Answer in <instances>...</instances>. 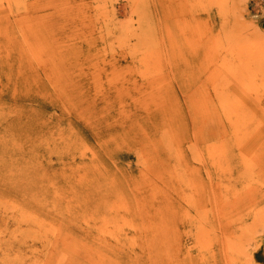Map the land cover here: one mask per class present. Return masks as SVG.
Here are the masks:
<instances>
[{
  "label": "rangeland",
  "instance_id": "374dc122",
  "mask_svg": "<svg viewBox=\"0 0 264 264\" xmlns=\"http://www.w3.org/2000/svg\"><path fill=\"white\" fill-rule=\"evenodd\" d=\"M134 1L0 0V47L13 33L30 64L0 55V264H264V70L225 79L244 42L264 47V0Z\"/></svg>",
  "mask_w": 264,
  "mask_h": 264
},
{
  "label": "bare ground",
  "instance_id": "6f19581e",
  "mask_svg": "<svg viewBox=\"0 0 264 264\" xmlns=\"http://www.w3.org/2000/svg\"><path fill=\"white\" fill-rule=\"evenodd\" d=\"M131 1H134V0H131ZM210 1V0H209ZM226 1V0H225ZM224 0H223V2H225ZM230 1V0H229ZM135 2V1H134ZM133 2V4H135ZM138 2H140V0H138ZM144 2H146V1H144ZM213 2H214V0H213ZM212 2V3H213ZM217 3L219 2V0L218 1H216ZM141 3H142V1H141ZM149 3V2H148ZM207 3H208V1H207ZM227 4V3H226ZM139 5V4H138ZM202 5V4H201ZM209 5H212L211 3L209 4ZM209 5H207V6H209ZM218 5V4H217ZM222 5V4H221ZM143 5H141V7H142ZM206 6V5H205ZM216 6V5H215ZM226 6V5H225ZM203 7V6H202ZM210 7V6H209ZM213 7H214V4H213ZM220 7V6H219ZM136 8V7H135ZM217 8V7H216ZM133 9V8H132ZM227 9H228V6H227ZM132 11V10H131ZM142 12V11H141ZM132 13H133V11H132ZM146 13V12H145ZM228 13V12H227ZM108 14V13H107ZM134 14H138L137 13V11H136V13H134ZM229 14V13H228ZM231 14V13H230ZM224 15V14H223ZM139 16V18H141L142 16H144L145 17V15H143L142 14V16L141 15H138ZM141 16V17H140ZM223 17H225V16H223ZM139 18H137V19H135V20H137L138 21V19ZM193 18V17H192ZM144 20V19H143ZM225 20V19H224ZM137 21H135V22H137ZM147 21V20H146ZM238 21V20H237ZM242 22V21H241ZM245 22V21H244ZM137 23H139V22H137ZM240 23V22H239ZM243 23V22H242ZM143 24H144V22H143ZM146 24V23H145ZM187 24V23H186ZM139 25V24H138ZM191 25V24H190ZM243 25H244V23H243ZM147 26H150V24L148 25V23L146 24V27H144V28H146V29H148L149 30V28H147ZM246 26H247V24H246ZM136 26H134V28H135ZM139 27V26H138ZM137 27V28H138ZM152 27H153V25H152ZM193 27V26H192ZM133 28V27H132ZM169 28V27H168ZM251 28V27H250ZM250 28H248L249 30H250ZM140 29H142L141 27H140ZM153 29V28H152ZM156 28H154L153 30H155ZM135 30H136V28H135ZM145 30V29H144ZM230 30V29H229ZM141 31V30H140ZM151 31V30H150ZM149 31V32H150ZM167 31H169V29L167 30ZM251 31V30H250ZM131 32H133V31H131ZM135 32V31H134ZM134 32H133V34H134ZM139 32V31H138ZM146 32V31H145ZM191 32V31H190ZM232 32V31H231ZM137 33V32H136ZM140 33H142V35H144L145 36V33L143 34V32H140ZM140 33H138V35L137 34H134V36H139V35H141ZM194 33H196L195 31H194ZM211 33V32H210ZM228 33V32H227ZM226 33V34H227ZM233 33H234V31H233ZM108 34V33H107ZM162 34V33H161ZM139 36L140 37V39H141V37H144V36ZM147 35H148V33H147ZM165 35H167V34H165ZM197 35V34H196ZM195 35V36H196ZM220 34H218V36H219ZM136 36V37H137ZM152 35H150V37H151ZM162 36V35H161ZM211 36V35H210ZM209 36V37H210ZM221 37H222V35H220ZM232 36V35H231ZM231 36H229V38L231 37ZM3 37L4 38H7V41L0 47V50H1V52H0V55H2V57H3V59H4V62L6 63L7 61H8V58L9 57H11L12 58V61H14V63L15 64H18V68H20L19 70H24V69H26V68H30V64L28 63V61L26 60V54H25V49L24 48H22V44L19 42V41H17L16 40V38H15V36L13 35V33H6V36L5 35H3ZM158 37V36H157ZM208 37V36H207ZM208 37V38H209ZM207 38V39H208ZM213 38V37H212ZM228 38V37H227ZM228 38V39H229ZM143 39V38H142ZM148 39V38H147ZM186 39V38H185ZM197 39H198V37H197ZM220 39H222V38H220ZM226 39V38H225ZM137 40H139V38L137 39ZM150 40V39H149ZM223 40H224V38H223ZM151 41V40H150ZM149 41V42H150ZM155 41V40H154ZM255 41H257V40H255ZM197 42V41H196ZM195 42V43H196ZM209 42V41H208ZM139 43H141V41L139 42ZM148 43V42H147ZM146 43V44H147ZM151 43V42H150ZM188 43V42H187ZM186 43V44H187ZM198 43H200V42H198ZM215 43V44H214ZM225 42H223V44H224ZM234 43V42H233ZM238 43V42H237ZM258 43V42H257ZM141 44H143V42L141 43ZM214 44V46H213V48H214V50H219V49H222V47H221V43H220V41H219V38H217L216 37V39H214V42L212 41L211 43H210V45H213ZM221 44V45H220ZM229 44V43H228ZM227 44V45H228ZM236 44V43H235ZM239 44V46H240V43H238ZM238 44H237V46H238ZM241 44H242V42H241ZM256 43L254 42V41H246V42H244L243 43V45H241V49H240V53L238 54V55H240V56H243L242 58H236L237 60H239L241 63H242V65H241V63H240V65H238V64H235V63H232L230 66H229V68L231 67V69H232V66L235 68V70H236V72H240V73H235V75L233 74L232 76H226L225 77V79L226 80H233L234 81V79L236 80V84H238V85H240V86H238V87H247V86H249V85H251V84H253L254 82H255V77H256V79L258 78V71L259 72H263V70H264V63L262 62V58H263V56H264V47L263 48H261V50L259 49V46H257V44L255 45ZM261 43H258V45H260ZM264 44V43H263ZM149 45V44H148ZM159 45V44H158ZM193 45V44H192ZM191 45V46H192ZM210 45H209V47H210ZM216 45V46H215ZM151 46V45H150ZM155 46H156V44H155ZM190 45H187V47H188V49L190 48L189 47ZM196 46V45H195ZM192 46V48L190 49V52L192 53V56H196V52H198V47L196 46ZM223 46V45H222ZM262 46V45H261ZM153 47H154V45H153ZM225 47H226V44H225ZM148 48H149V46H148ZM233 48V47H232ZM235 48H236V46H235ZM209 50H210V48H208ZM212 49V48H211ZM225 51H226V49L225 48H223ZM238 49V48H237ZM236 49V50H237ZM150 50V49H149ZM158 50V49H157ZM231 49H229V51H230ZM235 50V49H234ZM187 51V50H186ZM215 52V51H214ZM236 52V51H235ZM206 53V52H205ZM216 53V52H215ZM221 53V52H220ZM145 54H150V53H145ZM207 54V53H206ZM205 54V55H206ZM255 54H256V56H255ZM180 55V54H179ZM258 55V56H257ZM145 56V55H144ZM146 56H148V55H146ZM145 56V57H146ZM210 58H211V52L209 53V55H208ZM174 58V57H173ZM223 59V58H222ZM227 59V60H226ZM261 59V60H260ZM209 61L208 62H206V63H203V66L202 67H204L205 68V70H206V73L207 74H211L209 77L210 78H213L214 77V75H217L216 74V70H215V67L213 68V66H214V64H213V66H212V69L211 70H209L210 69V67H211V65L209 64V62H210V59H208ZM228 60H230V58H225V59H223V61H222V63H225V65H226V62H228ZM2 61V60H1ZM212 61V60H211ZM261 61V62H260ZM143 63V62H142ZM211 63V62H210ZM254 63H256V65L258 64V66L260 67L261 66V68H258L257 69V71L256 70H254L253 69V64ZM6 66H7V64H6ZM257 67V66H256ZM225 68V67H224ZM241 69V70H240ZM227 71H228V69H226ZM240 70V71H239ZM253 70V73H251V71ZM17 71H18V69H17ZM247 74H250L249 76L250 77H248L247 76ZM262 75V74H261ZM262 76H264V75H262ZM218 77V76H217ZM209 78V79H210ZM216 78V77H215ZM219 78V77H218ZM208 79V78H207ZM259 79V78H258ZM212 80V82L213 81H215L216 79H211ZM209 81V80H208ZM216 81H218V80H216ZM251 81H253V82H251ZM149 82V81H148ZM264 83V82H263ZM151 84V83H150ZM261 84V83H260ZM147 85V84H146ZM205 85H207V84H205ZM211 85V84H210ZM262 85V84H261ZM260 85V86H261ZM264 85V84H263ZM215 86V85H214ZM225 86V85H224ZM228 86V85H227ZM237 86V85H236ZM204 87V86H203ZM208 88H209V86H207ZM207 87L205 86V88L207 89ZM193 88V87H192ZM199 89V88H198ZM206 89H204V90H206ZM203 90V89H202ZM203 90V91H204ZM222 90V89H221ZM224 90V89H223ZM235 90V89H234ZM246 90V89H245ZM244 90V91H245ZM200 91V90H199ZM232 91V90H231ZM195 92V91H194ZM188 93V92H187ZM196 93H197V91H196ZM200 93H201V91H200ZM221 92H219L218 94H217V100L219 101V104H222L221 106H223V104H224V108H223V114H224V116L226 115V118H227V121H226V123H228V125H232V126H234V127H237V125H239V124H242V122H244V120L242 121L241 120V113H243V112H241L240 113V108H239V105H240V103H242V101H235V100H233V102L231 101V103H230V100H229V98H221V96H219V94H220ZM153 94V93H152ZM202 94V93H201ZM222 94V93H221ZM220 94V95H221ZM196 95V94H195ZM41 96V95H40ZM39 96V97H40ZM197 96V95H196ZM225 96H229V94L228 93H225ZM249 96H251V95H249ZM207 97V96H206ZM197 98H198V96H197ZM261 98V97H260ZM153 100V99H152ZM199 100V99H198ZM264 100V99H263ZM156 103V102H155ZM161 104V103H160ZM203 104V103H202ZM210 104V103H209ZM264 110V109H263ZM216 111V110H215ZM218 111V110H217ZM217 111H216V113H217ZM242 111V110H241ZM251 111V110H250ZM248 113H249V111H247ZM248 113H246V114H248ZM210 114V113H209ZM201 115H203V114H201ZM212 115V114H211ZM205 116V115H204ZM208 116V115H207ZM212 117V116H211ZM255 117V116H254ZM204 118V117H203ZM202 118V119H203ZM209 118V117H208ZM257 118V117H256ZM206 119V118H205ZM212 119V118H211ZM244 119H246V118H244ZM210 120V119H209ZM261 120V119H260ZM204 120H202V122H203ZM206 121V120H205ZM192 122H193V120H192ZM207 122V121H206ZM250 123L251 121H247V123ZM258 122V121H257ZM256 122V123H257ZM204 123V122H203ZM210 123V122H209ZM221 123V122H220ZM248 123V124H249ZM252 123V122H251ZM263 123V122H262ZM205 124V123H204ZM203 124V125H204ZM209 125V124H208ZM207 125V126H208ZM260 125H261V123H260ZM205 126V125H204ZM221 126V125H220ZM244 126H246V125H244ZM243 125L241 126V127H244ZM138 128L139 129H133V128H128L130 131H131V133H132V142H135V141H142V145H144L145 146V143H147V140L145 139V138H141V137H135V136H137V135H144V134H146V129L144 128V125H142V124H139L138 125ZM208 127H206V129H207ZM244 128H246V127H244ZM196 129V128H195ZM199 129V128H198ZM203 130H205L204 128H203ZM224 130V129H223ZM226 130V129H225ZM166 131V130H165ZM217 131V130H216ZM227 131V130H226ZM240 131H242V130H240ZM240 131H236L237 133H239ZM250 131V130H249ZM248 130H247V132H249ZM205 132V131H204ZM206 132H208V131H206ZM220 132V131H219ZM225 132V131H224ZM243 133H244V131H242ZM261 132V131H260ZM166 134H167V132H165ZM263 133V132H262ZM192 134H193V132H192ZM223 134V133H222ZM242 134V133H241ZM244 134H246V133H244ZM195 135H197V133H195ZM220 135V134H219ZM247 135V134H246ZM127 136V135H126ZM168 136V135H167ZM193 136V135H192ZM218 136V135H217ZM223 136V135H222ZM226 136H227V134H226ZM243 136V135H242ZM134 137V138H133ZM215 137V136H214ZM225 137V136H224ZM162 138V137H161ZM221 138V137H220ZM223 138V137H222ZM244 138H246V136H244ZM214 139V138H213ZM242 139V138H241ZM240 139V140H241ZM129 140V139H128ZM162 140V139H161ZM167 140L169 141V142H171L169 139H168V137H167ZM238 140V139H237ZM252 140V139H251ZM256 140V139H255ZM165 141V140H164ZM167 141V144L169 143ZM212 142V141H211ZM214 142V141H213ZM223 142V141H222ZM238 142H239V140H238ZM257 142V141H256ZM122 143V142H121ZM191 143V142H190ZM219 143H220V141H219ZM242 144H243V142H241ZM166 144V143H165ZM166 144V145H167ZM193 144H194V142H193ZM120 145V144H119ZM127 145V144H126ZM149 144L147 143V146H148ZM169 145H170V143H169ZM210 145V144H209ZM208 145V146H209ZM237 145V144H236ZM238 145H239V143H238ZM244 145V144H243ZM191 145H189V147H190ZM220 146V145H219ZM173 147V146H172ZM239 147V146H238ZM264 147V146H263ZM168 148L170 149V147L168 146ZM241 148V147H240ZM261 148V147H260ZM173 149V148H172ZM208 149V148H207ZM219 149V148H218ZM221 149V148H220ZM259 149V148H258ZM263 149V148H262ZM171 150V149H170ZM175 150V149H174ZM145 151V150H144ZM171 151H173V150H171ZM257 151V150H256ZM259 151V150H258ZM176 152V151H175ZM190 152V151H189ZM218 152H220V150L218 151ZM218 152H216L215 150H209L208 152H207V155H208V162L210 161V160H213L214 159V157H216L217 156V158H218V160H219V158L221 159V160H223V158L224 159H226V157H225V155L227 154L226 152H227V149H224V148H222V152H220V153H218ZM239 152V151H238ZM254 152V151H253ZM171 153V152H170ZM240 153V152H239ZM261 153V152H260ZM147 154V153H146ZM194 154V153H193ZM255 154V153H254ZM262 154V153H261ZM149 155V154H148ZM241 155H243V154H241ZM257 155H259V154H257ZM138 156H139V154H138ZM192 156V155H191ZM137 157V156H136ZM140 157H141V155H140ZM175 157V156H174ZM181 157V156H180ZM193 157H194V160L195 161H202V159H197V154H196V156H194L193 155ZM259 157V156H258ZM263 157V156H262ZM142 158V157H141ZM144 158H145V156H144ZM176 158H178L177 157V155H176ZM175 158V159H176ZM192 158V157H191ZM242 158V157H241ZM244 158H246V157H244ZM254 158V157H253ZM264 158V157H263ZM258 159V158H257ZM141 160V159H140ZM244 160H246V159H244ZM142 161V160H141ZM144 161V160H143ZM142 161V162H143ZM184 161V160H183ZM215 161V160H214ZM213 161V162H214ZM226 161V160H225ZM248 161V160H247ZM256 161V160H255ZM151 162H152V159H151ZM178 162H179V160H178ZM177 162V163H178ZM194 162V161H193ZM140 163V162H139ZM199 163V162H198ZM244 163V162H243ZM247 163V162H246ZM249 163H250V161H249ZM248 163V165H247V169H249V167L248 166H250V164ZM184 164V163H183ZM186 164V163H185ZM200 164V163H199ZM207 164L208 163H203V165L202 166H195V169H196V171L198 172L199 171V167H207ZM212 164H214V163H212ZM217 164H219V162H217ZM251 164H252V162H251ZM255 164V163H254ZM140 165V164H139ZM192 165V164H191ZM222 165H217V167H221ZM227 166V165H226ZM253 166V165H252ZM256 166V165H255ZM255 166H254V168H255ZM176 166H174L173 168H175ZM177 167H179V166H177ZM258 167V166H257ZM263 167H264V165H263ZM222 168V167H221ZM244 168H246V167H244ZM251 168V167H250ZM192 169V168H191ZM230 169V168H229ZM253 169V168H252ZM251 169V170H252ZM207 170V169H206ZM243 170H246V169H243ZM255 170V169H254ZM253 170V171H254ZM230 171V170H229ZM250 171V170H249ZM178 172V171H177ZM190 172V171H189ZM196 172V173H197ZM205 172V171H204ZM209 172V171H208ZM183 173V172H182ZM195 173V174H196ZM199 173V172H198ZM231 173V172H230ZM240 173V172H239ZM242 173V172H241ZM240 173V174H241ZM264 173V172H263ZM263 173H262V175H263ZM159 174V173H158ZM179 174V173H178ZM193 174V173H192ZM208 174V173H207ZM223 174V173H222ZM232 174V173H231ZM257 174V173H256ZM163 175V174H162ZM194 175V174H193ZM239 175V174H238ZM178 176V175H177ZM238 177V176H237ZM250 177H251V175H250ZM257 177H260L259 175H257ZM145 178V177H144ZM196 178H198V176L196 175H194V178L193 179H189L187 182H188V184L189 185H195L196 183L195 182H197V180H196ZM208 178V177H207ZM213 178V177H212ZM241 178V177H240ZM181 179V178H180ZM229 178H227V180H228ZM242 179V178H241ZM244 179V178H243ZM259 179H261V178H259ZM134 180V179H133ZM151 180V179H150ZM183 180V179H182ZM212 180V179H211ZM221 180H222V178H221ZM251 181H252V179H250ZM248 181V180H247ZM263 181V180H262ZM140 182V181H139ZM154 182V181H153ZM212 182V181H211ZM244 182H246V180H244ZM138 183V182H137ZM147 184V183H146ZM225 184V183H224ZM247 184V183H246ZM253 184V183H252ZM254 184H256V183H254ZM262 184V183H261ZM260 184V185H261ZM148 185V184H147ZM212 185V184H211ZM221 185V184H220ZM224 186V185H223ZM223 186H221V187H223ZM244 186V185H243ZM258 186H259V184H258ZM195 187H197V185H195ZM226 187V188H225ZM224 188L226 189V191H227V189H228V187L227 186H225ZM256 188H257V186H256ZM144 189V188H143ZM224 189V190H225ZM252 187H249L248 189L246 188V192H251L252 193ZM260 189V188H259ZM255 191V190H254ZM264 191V190H263ZM155 192V191H154ZM261 192V191H260ZM187 193V192H186ZM185 193V194H186ZM228 193V192H227ZM250 193V194H251ZM254 193V192H253ZM229 194V193H228ZM223 195V194H222ZM154 196V195H153ZM239 196V195H238ZM185 197H186V195H185ZM187 198V197H186ZM251 198V197H250ZM256 198V197H255ZM257 199V198H256ZM255 199V200H256ZM260 199V198H259ZM187 201H188V203L190 204H193V199H192V197H189V200L188 199H186ZM183 201V200H182ZM205 202V201H204ZM210 202V201H209ZM75 203V202H74ZM185 203V202H184ZM76 204H77V202H76ZM187 204V203H186ZM226 204V203H225ZM230 204V203H229ZM255 204V203H254ZM74 205V204H73ZM79 205V204H78ZM194 205V204H193ZM112 206V205H111ZM110 206V207H111ZM116 206V208L118 209V206L117 205H115ZM121 206H122V204H121ZM254 206V205H253ZM256 206V205H255ZM123 207V206H122ZM121 207V208H122ZM206 207V206H205ZM113 208H115V207H113ZM125 208H126V206H125ZM207 208H209V207H207ZM255 208V207H254ZM116 209V210H117ZM120 209V208H119ZM257 209H259V208H257ZM208 210V209H207ZM206 210V211H207ZM261 210V209H260ZM205 211V210H204ZM203 211V212H204ZM205 211V212H206ZM256 211V210H255ZM204 212V213H205ZM208 212V211H207ZM254 212V211H253ZM183 213V212H182ZM185 213V212H184ZM203 213V214H204ZM186 214V213H185ZM258 214V213H257ZM256 215V214H255ZM147 216V215H146ZM256 217V216H255ZM202 222H203V224H208V222H206V221H204V220H202ZM150 224V223H149ZM126 225V224H125ZM196 225V224H195ZM121 226V225H120ZM193 226V225H192ZM148 227V226H147ZM203 227H204V225H203ZM197 228H198V226H197ZM200 228V227H199ZM204 228H206V226L204 227ZM203 228V229H204ZM155 229V228H154ZM107 231H108V229H107ZM106 231V232H107ZM211 231V229H209V231H207V230H201L200 232H199V234L198 233H196V234H198V236H196V239L198 240L197 242L199 243V246H204V247H208L209 245H210V240H211V237L213 238V235H211L212 234V232H210ZM187 232V231H186ZM198 232V231H197ZM241 232V231H240ZM109 233V232H108ZM215 233V232H214ZM111 234V236H112V233H110ZM194 234H195V230H194ZM210 234V235H209ZM187 235H189V234H187ZM241 235V234H240ZM155 236V235H154ZM193 236V235H192ZM188 237V236H187ZM190 237V236H189ZM194 237V236H193ZM215 237V236H214ZM241 237V236H240ZM216 238V237H215ZM214 238V239H215ZM191 239V238H190ZM196 241V240H195ZM211 241H213V240H211ZM214 241H216V240H214ZM190 242V241H189ZM238 242V241H237ZM198 243L196 244V245H198ZM217 244H218V242H217ZM193 245V244H192ZM208 245V246H207ZM212 246H213V243H212ZM191 247V246H190ZM194 247V246H193ZM193 249V248H192ZM203 249V248H202ZM206 249H209V247L208 248H206ZM206 249H203V250H206ZM212 249V248H211ZM209 253V252H208ZM212 253H214V252H212ZM211 253V254H212ZM185 254H187V252L185 253ZM203 255V254H202ZM205 256V255H204ZM207 256V255H206ZM205 256V257H206ZM211 256V255H210ZM214 256V255H213ZM204 258V257H203ZM200 260V259H199Z\"/></svg>",
  "mask_w": 264,
  "mask_h": 264
}]
</instances>
